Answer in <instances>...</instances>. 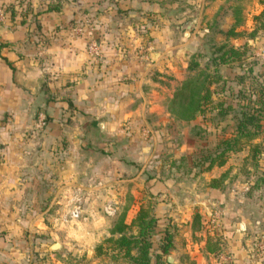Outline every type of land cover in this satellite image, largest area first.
<instances>
[{
	"label": "rangeland",
	"instance_id": "374dc122",
	"mask_svg": "<svg viewBox=\"0 0 264 264\" xmlns=\"http://www.w3.org/2000/svg\"><path fill=\"white\" fill-rule=\"evenodd\" d=\"M29 4V0H0V16L6 12L21 20L24 34L19 40L26 53L18 58L30 66L34 77L30 90L35 92L30 94L35 99L31 117L18 135L10 134L18 127L15 120L8 118V112L0 114V136L5 133L0 137V224L4 228L0 237L9 238L14 246L15 264H133L106 238L118 220L128 222L139 206L154 217L147 236L153 264H163L167 255L175 264H233L225 223L236 221L243 199L251 211L254 204L264 207V104L258 102L260 88L264 94V0ZM48 7L68 17L52 30L83 38L92 71L103 64L117 66L113 63L117 59L133 68L134 80L121 77L132 85L127 90L129 105L138 107L137 91L144 97L141 101H147L132 123L117 120L119 129L98 131L89 114L81 111L79 122L60 116L54 120L56 133L47 131L51 119L43 100L67 97L60 81L51 84L61 77L51 75L52 62L43 55L50 35L41 31L36 16ZM186 20L189 28L181 27ZM230 26L239 33L225 34ZM91 40L99 57L88 52ZM221 44L237 46L243 54L218 62L212 58L223 50ZM192 61L195 64L188 67ZM139 75L142 78L136 83ZM186 78H195L201 95V109L192 118L176 115L175 93ZM189 98L187 92L181 96L183 103ZM57 106L62 112L64 104ZM239 110L253 111L259 117V130L250 138L238 139L237 148L224 150L222 164H215L221 158L217 157L208 167L210 157L222 149V139L234 134ZM66 122L72 128L79 124L82 132L73 134L68 129L65 134L61 127ZM155 176L173 179L170 190H150ZM212 179L214 186L209 185ZM190 187L195 193L188 191ZM217 192L223 196L221 202ZM73 205L79 210L76 217L69 216ZM136 230L134 224L124 229L126 234ZM166 236L169 243L162 253L159 248ZM205 240L214 241L217 248L206 251ZM251 241L253 257L264 256L256 248V242L264 240L251 237ZM53 242L60 248H51ZM226 252L230 260L220 262L219 255Z\"/></svg>",
	"mask_w": 264,
	"mask_h": 264
},
{
	"label": "crops",
	"instance_id": "0c3cea01",
	"mask_svg": "<svg viewBox=\"0 0 264 264\" xmlns=\"http://www.w3.org/2000/svg\"><path fill=\"white\" fill-rule=\"evenodd\" d=\"M29 1V5L36 7L38 4L42 5L48 0ZM36 18L40 23L41 31L50 35L49 43L44 48L43 55L49 56L48 60L52 62V64L50 63L51 75L54 73V76L61 77L59 80L52 79L51 84L60 81L62 88L67 91V97L64 100H43L51 119L50 127L47 131L51 135L56 133V129L53 126L54 120L60 116H64L63 119H67L68 117L73 122L77 119L79 122L81 111L83 114H89L91 123L98 125L95 127L98 131H102L101 129L103 131H112V128L119 129L118 126H115L117 120H126L128 124L132 123V120L141 113L139 111L143 103L146 104L147 100L141 101L144 97H142L140 91H137L141 96L137 100L138 107L133 109L129 105L131 98L127 90L131 89L132 85L130 82L124 83L126 80L121 79L122 76L126 78L130 77L132 80L136 78L133 77L131 72L133 68H131L129 63L119 62L117 59L113 60V63L117 66L103 64L97 70L92 71L87 63L83 38L80 35H73L68 31L63 30L61 33H57L58 31L51 29L54 24L59 21H65L68 18L65 13L46 10L41 12ZM20 22L21 20L17 21L15 16H7L6 12L0 16V41L6 43L0 47V55L6 57L13 66L12 70L2 56H0L2 59H0V114L8 112L10 115L8 118L15 120V125L18 127L15 128L16 130H10L11 135H18L19 131L23 129L21 125L23 126L31 117L30 105L35 104L33 95H30L31 93H35L33 90H30L32 88L31 83H33L30 79L34 78L31 77L30 66L25 65L22 63L25 61L18 58V55L21 53H26L22 48V42L19 40L24 34L21 30ZM104 54L106 55V52ZM141 73L142 70L139 71V74ZM139 77L136 83L142 78L141 75ZM37 86L36 88H38ZM22 87L25 89L23 90ZM136 87L140 88L139 85H136ZM27 89L29 90L28 93L25 91ZM58 103L62 106L64 104V108L61 109L62 112L60 113L58 112ZM66 105H70L72 109H65ZM81 118H83V115ZM63 124L64 126L61 127V131L65 134H68V129H73V134L82 132V127H79L78 123L75 128L69 126L67 122ZM2 135H5V133ZM2 135L0 137H3ZM17 149H21L20 145L17 146ZM22 163L24 162L20 161V167L24 165L21 166ZM172 182L173 179L155 176L152 178V184L148 188L154 191L159 189L166 192L170 190ZM191 190L192 192L195 191L191 187L188 188V191L191 192ZM215 196L218 201H220L219 198L223 199L220 192H217ZM249 207L243 199L242 204H239L240 210H237L239 214L236 216V221L228 220L224 225L226 230H224V235L227 239V245L235 257L233 264H264V256L255 258L249 252L253 241H251V237L254 239L259 237L260 240H264V207L254 204L252 211ZM2 212L4 213V210ZM133 212L129 215L131 216ZM0 229H4L1 224ZM7 240L9 238L4 240L0 237V264H15L18 261L13 251L14 246Z\"/></svg>",
	"mask_w": 264,
	"mask_h": 264
},
{
	"label": "trees",
	"instance_id": "16d2710c",
	"mask_svg": "<svg viewBox=\"0 0 264 264\" xmlns=\"http://www.w3.org/2000/svg\"><path fill=\"white\" fill-rule=\"evenodd\" d=\"M48 10L54 9L53 7H48ZM9 11L13 14L15 10H12L11 8ZM255 32V28H251L249 30L250 34H253ZM225 34H237L239 33L237 30L234 29L233 26H230L228 29L224 31ZM6 43L0 41V47L4 46ZM219 47H224L223 50L214 56L212 59H217L218 62H227L232 59H237L243 54V50L240 49L237 46L233 45H225L221 44ZM6 64L13 70V66L11 65V62L6 59V57L2 56ZM195 64V62H190L188 64V67H192V65ZM241 78V77H239ZM187 92V94L190 95V98L186 101V103H183V99H181V96L184 95V93ZM176 97H177V106H178V112H176V115L179 117H185V118H192L194 114L201 109L200 107V98L201 95H199L198 87L195 84V78H186L183 80L179 86V88L176 90ZM207 92H205L203 97L207 96ZM194 95V96H193ZM259 97L261 104H264V94L263 90L259 89ZM264 110V108H261ZM260 128L259 123V117L254 114L253 111H245V110H239V116L237 118V122L235 124V132L230 137L222 139L223 147L221 150L217 151L213 156L210 157V160L207 164V166H211L214 162V159L217 157H221V154L224 150L229 148H237L238 146H235L238 142V139L241 137L250 138L254 133H256ZM224 158H218L216 163L217 165L222 164ZM216 182H210V186H214ZM220 201L223 200L222 198H219ZM128 224H134L137 227L136 233H130L126 234L124 229L127 228ZM154 224V217L148 214L147 208L143 206H139L137 210L135 211L134 215L129 219L128 222L118 220L113 227L110 229V235L106 238L107 241H111L113 244V247H116L117 252L122 251V254L126 256L129 261L133 264H153V261H151L149 256V250L151 248V241L148 239V234L152 231ZM115 234V235H113ZM169 243V236H166V242H164L160 246V252H166L167 245ZM98 249L100 245L98 244L96 246ZM204 248L206 251H213L217 248L215 242H211L210 240H205ZM135 249V252H132V250ZM155 257H159V254L156 253ZM163 264H175L172 262H169L166 258L163 260Z\"/></svg>",
	"mask_w": 264,
	"mask_h": 264
},
{
	"label": "built area",
	"instance_id": "2783aa9c",
	"mask_svg": "<svg viewBox=\"0 0 264 264\" xmlns=\"http://www.w3.org/2000/svg\"><path fill=\"white\" fill-rule=\"evenodd\" d=\"M87 48H88L89 54H91L92 56H98V57L100 56V53L97 49V45L93 40L88 42ZM78 213H79L78 207L76 205H73V207H71V209L69 211V216L76 217L78 215ZM64 217H65V215H64ZM256 248L260 254L264 253V243L263 242H256ZM230 258H231V255L227 252L221 253L219 255V261L220 262L228 261V260H230Z\"/></svg>",
	"mask_w": 264,
	"mask_h": 264
},
{
	"label": "water",
	"instance_id": "95a60500",
	"mask_svg": "<svg viewBox=\"0 0 264 264\" xmlns=\"http://www.w3.org/2000/svg\"><path fill=\"white\" fill-rule=\"evenodd\" d=\"M189 25H190V20H186L182 25L181 27L183 28H189ZM51 248H55V249H59L60 248V244L58 242H53L51 245H50ZM166 259L169 261V262H172V258L170 257V255H167L166 256Z\"/></svg>",
	"mask_w": 264,
	"mask_h": 264
}]
</instances>
